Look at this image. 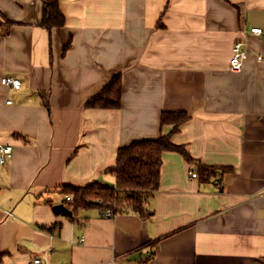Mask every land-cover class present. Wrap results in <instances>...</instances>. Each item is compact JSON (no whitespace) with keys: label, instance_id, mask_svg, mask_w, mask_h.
<instances>
[{"label":"crops","instance_id":"0c3cea01","mask_svg":"<svg viewBox=\"0 0 264 264\" xmlns=\"http://www.w3.org/2000/svg\"><path fill=\"white\" fill-rule=\"evenodd\" d=\"M59 5L65 24L49 31L42 0H0L12 23L0 34V144L13 148L0 164V264H264V28L249 22L264 0ZM240 40L250 56L232 72ZM117 75L120 108L86 107ZM166 111L190 116L172 143L194 161L163 153L150 216L55 213L73 210L65 188L114 186L119 148L169 134ZM198 164L229 171L202 182Z\"/></svg>","mask_w":264,"mask_h":264},{"label":"trees","instance_id":"16d2710c","mask_svg":"<svg viewBox=\"0 0 264 264\" xmlns=\"http://www.w3.org/2000/svg\"><path fill=\"white\" fill-rule=\"evenodd\" d=\"M44 11L42 27L51 31L61 28L65 24V17L60 10L59 0H42ZM12 25L6 19L0 18V34L7 35ZM122 101V77L114 76L105 88L94 98L89 100L86 107L91 109L115 110L119 109ZM190 120L185 111H166L161 114V126H171L167 135L156 140L133 142L119 148L116 165L108 172L114 175L116 183L109 186L94 183L85 188H65L64 192L72 195L73 212L80 209H98L103 214L111 210L116 214L132 213L141 218L150 216L147 209L148 200L159 190L162 155L165 152L180 154L187 162L194 160L185 146L172 143V136L179 132L180 127ZM229 168H216L198 164L197 177L202 182L223 175Z\"/></svg>","mask_w":264,"mask_h":264},{"label":"built area","instance_id":"2783aa9c","mask_svg":"<svg viewBox=\"0 0 264 264\" xmlns=\"http://www.w3.org/2000/svg\"><path fill=\"white\" fill-rule=\"evenodd\" d=\"M251 33L255 34V35H262L263 32L261 29L259 28H252L251 29ZM250 56L249 50L246 46V44L244 43V41L240 40L237 41L232 48V56L230 59V70L232 72H241L242 68L244 66L245 61L248 59V57ZM258 61H262L263 57L259 56L257 57ZM1 83L3 86L8 87L10 90H19L21 88V82L18 81L15 78L12 77H4L1 80ZM11 101H8L7 104H11ZM13 152V148L12 146L9 145H1L0 144V164H3L5 161H7L6 159L11 157ZM190 175L192 178H197V174L195 172H190ZM67 201L71 200L70 196H67L66 198ZM112 212L111 210H107L104 213V216L108 217V216H112ZM29 264H48L46 261H44L41 257H34Z\"/></svg>","mask_w":264,"mask_h":264},{"label":"water","instance_id":"95a60500","mask_svg":"<svg viewBox=\"0 0 264 264\" xmlns=\"http://www.w3.org/2000/svg\"><path fill=\"white\" fill-rule=\"evenodd\" d=\"M249 22L251 24H259L264 28V11L252 10L249 13ZM54 211L56 214L64 213L69 217L72 216V212L63 204L54 206Z\"/></svg>","mask_w":264,"mask_h":264}]
</instances>
